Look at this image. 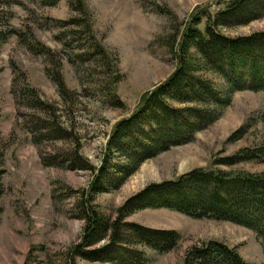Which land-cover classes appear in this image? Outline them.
<instances>
[{
	"label": "rangeland",
	"instance_id": "obj_1",
	"mask_svg": "<svg viewBox=\"0 0 264 264\" xmlns=\"http://www.w3.org/2000/svg\"><path fill=\"white\" fill-rule=\"evenodd\" d=\"M83 1L90 15L89 35L71 23L77 15L69 0L54 6L44 5V0H0V30L7 22L20 32L30 30L53 53L69 91L68 98L61 97L47 75L51 57L31 53L16 36L0 44V264H70L72 259L75 264H99L73 251L85 224L80 198L93 175L77 165L86 161L95 170L102 165L117 122L136 109L144 92L174 71L175 45L191 14L206 8L214 14L225 0ZM58 20L62 23L56 24ZM203 27L204 21L199 28ZM218 30L228 37L263 31L264 16ZM91 35L103 53L93 47ZM201 74L219 91L225 90L221 77L208 70ZM25 88L37 91V100L49 108L30 105L20 94ZM263 112L264 92H236L221 117L193 142L144 161L119 188L95 195L92 206L113 221L118 208L147 185L207 168L219 153L231 155L260 145ZM37 119L62 131L38 134ZM244 125L245 136L227 142ZM111 157V163L117 160ZM235 169L257 174L264 172V163L245 162ZM125 222L180 235L177 247L167 254L141 248L147 264H182L188 249L209 240L234 247L248 263L264 264V246L241 226L194 220L166 209L138 211Z\"/></svg>",
	"mask_w": 264,
	"mask_h": 264
},
{
	"label": "trees",
	"instance_id": "obj_2",
	"mask_svg": "<svg viewBox=\"0 0 264 264\" xmlns=\"http://www.w3.org/2000/svg\"><path fill=\"white\" fill-rule=\"evenodd\" d=\"M44 1V5L54 6L60 0ZM69 5L77 15L71 23L84 27L89 35L90 15L84 1L69 0ZM220 5L222 8L214 14L208 8L191 14L175 45L174 71L163 82L144 92L136 109L117 122L106 143L102 165L96 170L86 161L77 165L93 173L89 190L79 202L80 216L85 224L81 241L73 251L82 259L99 264H147L148 258L141 248L158 254L174 250L180 241L176 231L125 222L126 217L145 209H166L194 220L241 226L250 230L264 246V172L253 174L235 169L245 162L264 163V141L231 155L219 153L207 168H197L174 180L147 185L118 208L113 221L106 220L92 206L95 195L119 188L144 161L193 142L197 133L221 117L236 92H264V30L238 37L225 36L218 30V27L243 26L262 18L264 0H225ZM203 21L204 27L200 29ZM61 23L56 21V24ZM11 36H16L31 53L51 57L53 64L47 75L59 95L68 98L69 91L59 63L50 49L37 42L30 30L20 32L8 22L4 23L3 30H0V44ZM89 37L93 47H100L103 53L93 36ZM202 70L221 77L225 90L219 91L204 78ZM20 94L34 107L43 111L49 108L37 100V91L33 89L25 88ZM261 117L264 121V112ZM37 121L38 134L41 131L53 135L62 131L45 119ZM247 130V125L239 127L230 134L227 142L240 140ZM111 156L117 157L113 163ZM100 241L104 242L97 246ZM70 264H75L73 259ZM182 264L251 263L243 260L234 247L209 240L188 249Z\"/></svg>",
	"mask_w": 264,
	"mask_h": 264
}]
</instances>
